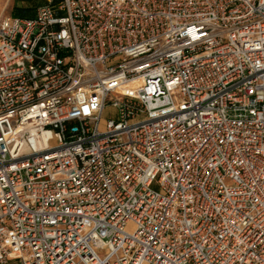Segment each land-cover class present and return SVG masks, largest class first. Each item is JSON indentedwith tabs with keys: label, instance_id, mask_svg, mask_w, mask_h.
I'll list each match as a JSON object with an SVG mask.
<instances>
[{
	"label": "built area",
	"instance_id": "obj_1",
	"mask_svg": "<svg viewBox=\"0 0 264 264\" xmlns=\"http://www.w3.org/2000/svg\"><path fill=\"white\" fill-rule=\"evenodd\" d=\"M264 264V0H45L0 16V264Z\"/></svg>",
	"mask_w": 264,
	"mask_h": 264
},
{
	"label": "rangeland",
	"instance_id": "obj_2",
	"mask_svg": "<svg viewBox=\"0 0 264 264\" xmlns=\"http://www.w3.org/2000/svg\"><path fill=\"white\" fill-rule=\"evenodd\" d=\"M45 0H35L33 3L27 4L23 1L20 0H4L2 4L0 5V16L5 15V14H13L17 6H31L33 5L34 7H31V9H28L36 12V9L38 6L43 4ZM34 12V13H35ZM10 264H15L14 261L10 262Z\"/></svg>",
	"mask_w": 264,
	"mask_h": 264
},
{
	"label": "trees",
	"instance_id": "obj_3",
	"mask_svg": "<svg viewBox=\"0 0 264 264\" xmlns=\"http://www.w3.org/2000/svg\"><path fill=\"white\" fill-rule=\"evenodd\" d=\"M20 1H23L27 4H30V3H33L35 0H20ZM31 7H34V6L33 5H31V6H28V5L27 6H17L13 15H15L17 17H31L35 14L34 10L33 11L31 10V12H30V10H28V9H31Z\"/></svg>",
	"mask_w": 264,
	"mask_h": 264
},
{
	"label": "crops",
	"instance_id": "obj_4",
	"mask_svg": "<svg viewBox=\"0 0 264 264\" xmlns=\"http://www.w3.org/2000/svg\"><path fill=\"white\" fill-rule=\"evenodd\" d=\"M4 0H0V5L2 4V2H3ZM15 16V15H14Z\"/></svg>",
	"mask_w": 264,
	"mask_h": 264
}]
</instances>
